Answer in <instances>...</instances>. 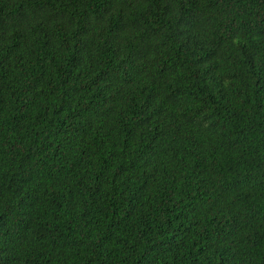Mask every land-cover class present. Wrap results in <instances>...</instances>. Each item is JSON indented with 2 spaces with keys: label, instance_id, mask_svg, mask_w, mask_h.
<instances>
[{
  "label": "trees",
  "instance_id": "16d2710c",
  "mask_svg": "<svg viewBox=\"0 0 264 264\" xmlns=\"http://www.w3.org/2000/svg\"><path fill=\"white\" fill-rule=\"evenodd\" d=\"M0 264H264V0H0Z\"/></svg>",
  "mask_w": 264,
  "mask_h": 264
}]
</instances>
